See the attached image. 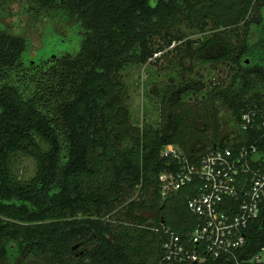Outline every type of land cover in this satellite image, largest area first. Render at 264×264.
<instances>
[{
  "label": "trees",
  "instance_id": "1",
  "mask_svg": "<svg viewBox=\"0 0 264 264\" xmlns=\"http://www.w3.org/2000/svg\"><path fill=\"white\" fill-rule=\"evenodd\" d=\"M21 1L27 25L73 33L76 49L26 60L29 35L1 21L0 0V264L11 248L15 264L155 262L162 225L191 218L186 187L160 196L158 175L178 168L168 144L195 160L252 143L264 169V137L240 129L264 104V66L240 59L264 0ZM146 63L155 114L138 126L130 71ZM247 232L249 252L264 246V204Z\"/></svg>",
  "mask_w": 264,
  "mask_h": 264
},
{
  "label": "built area",
  "instance_id": "2",
  "mask_svg": "<svg viewBox=\"0 0 264 264\" xmlns=\"http://www.w3.org/2000/svg\"><path fill=\"white\" fill-rule=\"evenodd\" d=\"M240 129L255 140L264 137V104L241 115ZM162 155L172 157L178 168L158 175L160 196L166 199L186 187L191 218L179 229L162 225L160 257L148 264H264V246L249 252L246 239L264 204L257 146L214 147L193 160L168 144Z\"/></svg>",
  "mask_w": 264,
  "mask_h": 264
},
{
  "label": "rangeland",
  "instance_id": "3",
  "mask_svg": "<svg viewBox=\"0 0 264 264\" xmlns=\"http://www.w3.org/2000/svg\"><path fill=\"white\" fill-rule=\"evenodd\" d=\"M21 0H10L6 5L8 12L1 21L7 23L11 26V30L15 33L26 32L29 35L30 47L25 54L26 60H41L49 57L51 54H59L65 51H74L76 49V41L73 33H69L65 40L57 38L54 32L51 30V26L41 28L40 26H29L26 24L27 16L24 14H19V7L21 5ZM42 24V23H41ZM44 25V23L42 24ZM245 51L241 56L242 67L245 69L257 68L264 66V7L261 10L260 17L249 18L248 25L245 27ZM201 34H194L189 36L190 39H197ZM148 63L140 68L139 72L134 69L130 71V83L135 84L140 83L138 89H129V106L133 115L137 119L135 125L140 126L142 121L148 119L155 114L153 102L149 100V96L157 94V85H148L144 88V82L146 79V66ZM151 66L156 67L150 63ZM228 67L219 65L218 72L215 71V77H225L227 75ZM139 73V76H137ZM148 107L145 111L144 107ZM148 113V114H147ZM259 155L256 154L255 157ZM29 166L31 163L28 161ZM167 214V208H164ZM171 215L168 213V218ZM10 263L15 264L17 252L16 248H11L9 251ZM24 264H42L36 260L28 259Z\"/></svg>",
  "mask_w": 264,
  "mask_h": 264
}]
</instances>
